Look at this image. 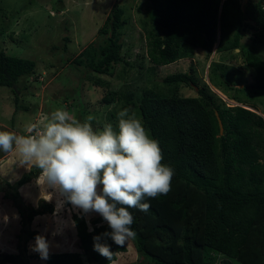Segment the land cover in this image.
I'll return each mask as SVG.
<instances>
[{"label":"trees","instance_id":"1","mask_svg":"<svg viewBox=\"0 0 264 264\" xmlns=\"http://www.w3.org/2000/svg\"><path fill=\"white\" fill-rule=\"evenodd\" d=\"M61 2L54 0L57 12ZM146 3L143 27L152 67L169 66L188 57L187 45L208 55L216 45L220 54L239 49L247 68L256 75L255 83L246 85L241 92H264V0ZM138 10H142L141 6ZM125 15V8L115 3L99 31L102 42L86 46L73 61L76 67L111 77L121 62L132 67L123 56ZM245 32L252 33L250 42L255 50L245 49ZM36 67V61L0 49V86L12 90L18 107L19 82L35 74ZM221 76L227 77L225 73ZM88 78L95 86L106 88V105L126 99L123 107L131 108L142 119L152 138L159 142L161 162L174 169L171 190L167 195L147 199V213L129 209L136 232L132 240L145 260L143 264H216L221 255L241 264H264V116L243 105L249 104L253 109L256 106L238 96L230 97L238 106H229L208 86L198 88L192 71L166 77L161 82L167 87L165 92L154 88L138 95L114 90L111 82L101 77ZM222 83L229 88L227 91L234 89L228 81ZM182 85L195 87L197 96L179 94ZM68 100L65 102L74 101ZM70 106L75 107L73 103ZM216 112L223 123L222 135ZM116 114L111 112L110 118L116 119ZM39 174L36 167L15 185L0 177V192L6 191L4 197L13 201L22 218L24 245L37 235L29 231L35 218L55 213L53 204L43 203L37 209L22 201L19 189ZM73 221L80 252L52 253L47 264H109L93 249V237L110 231L107 223L98 225L102 221L98 219L90 230L82 213H74ZM104 242L114 253L110 264L118 252L127 251L126 245L117 246L110 238ZM5 260L11 264L28 263L23 254L6 255Z\"/></svg>","mask_w":264,"mask_h":264},{"label":"rangeland","instance_id":"2","mask_svg":"<svg viewBox=\"0 0 264 264\" xmlns=\"http://www.w3.org/2000/svg\"><path fill=\"white\" fill-rule=\"evenodd\" d=\"M247 1L243 0L244 3ZM115 3L126 10L127 24L122 31V40L126 45L123 56L127 63H132V67H127L121 62L116 66L114 77L76 67L73 61L86 46L93 42L98 45L102 42L99 31ZM140 6L141 11L138 10ZM146 6V0H62L57 6L61 10L57 12L54 0H0V49L10 55L32 59L37 63L36 73L22 78L19 82V107L12 90L0 86V130L24 134L26 125L40 128L58 108L69 111L81 122L92 117L88 122L94 128H102V123L106 124L110 120L117 124V118L111 119L110 113H117L124 108L126 99L106 105L103 98L108 91L106 88L95 86L89 78L86 79L88 75L111 82V88L123 94L138 95L145 89L155 88L165 92L167 87L161 82L166 77L192 71L198 88L208 86L211 92L217 94L229 106H236L230 97L238 96L255 105L256 109L249 104L243 106L264 116V92H241L246 85L255 83L256 75L253 70L247 68L245 56L240 51L220 54L216 52V45L213 53L208 55L200 48L187 45L190 49L188 57L169 66L152 67L147 57L148 40L143 27ZM251 35L250 32L244 33L246 50H255L254 44L250 42ZM65 38H69V41ZM222 73L227 75L225 79L221 76ZM226 81L233 84L234 89L227 91L229 88L222 83ZM157 82H160L158 86ZM197 92L193 86L182 85L179 89V94L185 97L197 96ZM65 99L74 101L67 104ZM70 103L75 107L72 108ZM20 159L16 151H0V177L4 181L18 184L25 175L36 170L34 164L21 165ZM39 175L19 189L22 201L25 205L37 209L43 203L53 204L55 215L37 216L29 231L44 235L49 240L50 254L80 252L77 228L73 226V214L81 211L74 209L69 203L58 205L61 198L53 189L37 182ZM5 192H0V264H11L5 260V256L10 254H23L27 264H47L46 260L40 259L39 254L31 250L30 245L34 244V238L24 245L26 235L24 236L22 218L13 201L4 197ZM49 194L52 198L46 200ZM84 217L91 230L97 225L95 221L102 219L96 213ZM104 223L106 222L102 219L98 225ZM126 247L127 251L118 252L116 260L111 264L145 263L144 258L136 251L132 239L127 241ZM216 264L241 263L221 255Z\"/></svg>","mask_w":264,"mask_h":264},{"label":"clouds","instance_id":"3","mask_svg":"<svg viewBox=\"0 0 264 264\" xmlns=\"http://www.w3.org/2000/svg\"><path fill=\"white\" fill-rule=\"evenodd\" d=\"M116 115L115 127L94 128L88 122L92 117L81 122L58 108L40 128L26 125L24 134L0 130V151H16L21 165L34 164L40 170L37 182L58 194V205L99 214L107 223L110 231L93 237V249L109 264L114 253L104 241L110 238L124 247L134 239L129 209L147 213L145 201L167 195L174 176V169L161 162L159 142L134 110L124 107ZM51 198L49 194L46 200ZM30 248L40 259H49L51 245L44 235L37 234Z\"/></svg>","mask_w":264,"mask_h":264},{"label":"water","instance_id":"4","mask_svg":"<svg viewBox=\"0 0 264 264\" xmlns=\"http://www.w3.org/2000/svg\"><path fill=\"white\" fill-rule=\"evenodd\" d=\"M237 51H239V49H237ZM216 116H217V118H218V120H219L220 131H221V135H222V134L224 133L223 123H222V121H221V119H220V117H219L218 112H216Z\"/></svg>","mask_w":264,"mask_h":264}]
</instances>
